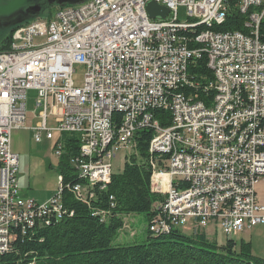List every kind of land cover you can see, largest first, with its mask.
Wrapping results in <instances>:
<instances>
[{"label": "built area", "instance_id": "1", "mask_svg": "<svg viewBox=\"0 0 264 264\" xmlns=\"http://www.w3.org/2000/svg\"><path fill=\"white\" fill-rule=\"evenodd\" d=\"M149 2L168 7V16L151 18ZM181 6L191 22L223 17L226 23L236 9L242 30L173 33L172 25L182 24ZM18 34L0 51V251L10 249L17 229L26 234L67 213L62 176L46 201L22 195L12 134L26 128L30 89L42 108L30 128L36 142L56 140L61 158L62 138L73 134L79 151L71 165L79 175L102 173L94 183L67 185L76 198H95V186L106 189L116 153L134 152L136 133L149 129L151 190L166 197L154 207L151 233L175 226L196 234L212 225L233 239L264 225L257 192L264 180V0H90L28 22ZM194 56L206 59L211 79L190 74ZM75 64L86 67L81 87ZM166 84H176V92L163 104L170 121L164 126L151 105ZM230 87L238 88L237 98H230ZM139 105L147 112L139 113ZM164 147L174 156H163ZM193 190H204V197L191 198Z\"/></svg>", "mask_w": 264, "mask_h": 264}, {"label": "trees", "instance_id": "2", "mask_svg": "<svg viewBox=\"0 0 264 264\" xmlns=\"http://www.w3.org/2000/svg\"><path fill=\"white\" fill-rule=\"evenodd\" d=\"M243 20L236 9H231L226 23L202 25L196 31L214 27L242 30ZM14 30L0 51L10 48ZM189 72L201 82L212 78L202 56L193 60ZM152 113L162 125L170 123L169 113L163 109ZM152 137V130H139L134 139L135 151L126 156L123 170L113 173L106 189L95 186V198L84 201L76 198L67 185L94 183L102 178V173L78 174L70 158L79 151V139L65 135L62 138L65 152L58 172L63 178L62 198L67 213L58 222L36 224L26 234L17 229L10 249L0 252V264H264V258L253 254L250 242L229 239L221 246L203 232L189 235L179 227L166 233H151L147 226L148 237L144 241L115 243L127 216L146 214L149 225L156 203L166 198L151 190L149 146Z\"/></svg>", "mask_w": 264, "mask_h": 264}, {"label": "rangeland", "instance_id": "3", "mask_svg": "<svg viewBox=\"0 0 264 264\" xmlns=\"http://www.w3.org/2000/svg\"><path fill=\"white\" fill-rule=\"evenodd\" d=\"M89 1L90 0H35L31 5L26 6L21 4L17 9L1 14L0 48L5 43L12 30L15 29L12 38H16L19 35L18 31L28 22L52 19L61 8L68 6L79 7ZM31 7H37L38 9L31 13ZM179 19L183 23L189 21L187 10L183 6L179 8ZM85 72L86 67L83 64L74 65L73 79L76 86L81 87L84 85ZM37 97V90H28L27 115L28 121H32L33 125L38 121L35 115L42 111V108H37L36 106ZM49 126H54V123L51 122ZM66 136L75 135L66 134ZM55 148L56 146L52 140L45 139L42 142H36L33 132L29 129L20 128L13 132L12 149L20 157L19 182L21 191L23 190L28 193L24 194L25 198L46 201L47 199H43V196L46 197V195L50 194L53 197L56 195L60 177L58 165L61 158L55 154ZM130 152V150L123 149L116 153L113 159L114 172L122 171L126 156ZM98 180H102V178ZM183 190H185V188L180 189V191ZM147 226L146 214H132L127 216L125 218V226L122 231H120L119 237L115 240V243L134 244L144 241L148 237ZM251 229H246L234 235L232 238L236 241L244 240L250 242L253 254L264 258V233L254 232V234H252ZM181 230L186 234L190 233V230ZM207 230L209 236H211V233L213 235L214 232V234H218L217 236L220 235L223 238L224 234L216 227L210 225L207 227ZM253 235L254 237H252ZM222 238H220V242H223Z\"/></svg>", "mask_w": 264, "mask_h": 264}, {"label": "bare ground", "instance_id": "4", "mask_svg": "<svg viewBox=\"0 0 264 264\" xmlns=\"http://www.w3.org/2000/svg\"><path fill=\"white\" fill-rule=\"evenodd\" d=\"M130 2H139L140 0H129ZM219 2L222 3H229V0H219ZM223 24L225 23V20L223 17H201L197 19H193L183 23L172 25V32L173 33H180V34H190L191 31L195 30L202 25H208L211 26L212 24ZM201 56H194V59H199ZM176 92V84H166L164 85V90L162 93L158 96V102H153L151 105V114L153 110L155 109H163V104L167 103V101L171 100V94H175ZM238 97V88L237 87H230V98H237ZM147 112V105H139V113H146ZM169 155L174 156V149L171 147H164L163 149V155ZM86 173H83L82 176ZM180 192H187V185H180V189H184ZM204 197V190H193L191 191V198H203ZM176 228L175 226H168V227H160V228H154L152 229L153 233L161 232L166 233L170 231L171 229ZM4 252V251H0Z\"/></svg>", "mask_w": 264, "mask_h": 264}, {"label": "water", "instance_id": "5", "mask_svg": "<svg viewBox=\"0 0 264 264\" xmlns=\"http://www.w3.org/2000/svg\"><path fill=\"white\" fill-rule=\"evenodd\" d=\"M33 1L35 0H0V15L17 9L21 4L26 6L31 5ZM147 10L151 18H165L170 12L168 7L162 6L155 2H149L147 5Z\"/></svg>", "mask_w": 264, "mask_h": 264}, {"label": "crops", "instance_id": "6", "mask_svg": "<svg viewBox=\"0 0 264 264\" xmlns=\"http://www.w3.org/2000/svg\"><path fill=\"white\" fill-rule=\"evenodd\" d=\"M35 118L36 119H38V121H39V117H38V114L37 115H35ZM37 121V122H38ZM36 125V124H35ZM35 125H33L32 124V121H28V115H27V120H26V129H29L30 130V128L31 127H33V126H35ZM31 131V130H30ZM45 140V139H44ZM52 141H54V144H56V140H52ZM123 170V169H122ZM20 174V173H19ZM19 184H20V182H19ZM20 188H21V186H20ZM257 192H258V195H259V199L261 200V202H263L264 203V180H262L260 183H259V185H258V188H257ZM24 194H28V193H26L25 191H23L22 190V195L23 196H25ZM44 198L43 199H50V197H52V195H50V194H48V195H46V197L45 196H43ZM34 199V198H33ZM38 199H41V198H38ZM40 202H43V201H40ZM247 229H251V228H247ZM246 230V229H245ZM244 230V231H245ZM193 231H191L190 230V233H189V235H193L194 233H192ZM202 232L203 233H205V235L207 236V238H209L210 240H215L219 245H225L226 244V242L228 241V237H226V236H224L223 235V238H222V236H217L218 234H214V232H213V235H212V233H211V236H213V237H211V236H209L208 235V230H207V228H205V229H202ZM250 232V231H249ZM248 232V233H249ZM254 232H258V233H261V234H263L264 233V225H257V226H255V227H253L252 229H251V233L252 234H254ZM252 237H254V235L252 236ZM220 238H222L223 239V242H220Z\"/></svg>", "mask_w": 264, "mask_h": 264}, {"label": "flooded vegetation", "instance_id": "7", "mask_svg": "<svg viewBox=\"0 0 264 264\" xmlns=\"http://www.w3.org/2000/svg\"><path fill=\"white\" fill-rule=\"evenodd\" d=\"M37 9H38V8L31 7V8H30V12H31V13H32V12H35Z\"/></svg>", "mask_w": 264, "mask_h": 264}]
</instances>
